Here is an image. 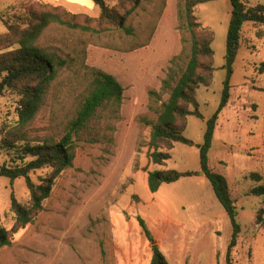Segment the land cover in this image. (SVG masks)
Instances as JSON below:
<instances>
[{
  "label": "rangeland",
  "instance_id": "rangeland-1",
  "mask_svg": "<svg viewBox=\"0 0 264 264\" xmlns=\"http://www.w3.org/2000/svg\"><path fill=\"white\" fill-rule=\"evenodd\" d=\"M37 1L0 0V11L13 3ZM42 1L76 13H100L92 0ZM182 1L142 0L128 22L133 34L122 30L92 34L57 24L46 29L43 44L77 56L74 70H80L84 62L113 74L125 87L124 100L119 118L104 122L102 142L79 141L73 167L58 179L35 223L19 231L13 245L0 250V264H151L152 242L139 217L170 264H227L233 225L211 181L201 174L199 146L222 98L231 0H213L197 8L200 22L215 32L218 69L213 83L198 90L205 117H189L185 135L191 144L176 143L166 165L154 164L148 157L151 127L146 119L154 118L161 104L150 91L161 92L167 99L169 94L162 87L173 60L181 55L177 62L184 66L188 59L189 33L182 29L178 12ZM5 29L0 20V34ZM135 46L141 47L132 49ZM87 81L84 72L78 76L71 70L62 72L32 128L38 133L57 130V121L73 108L75 96ZM231 83V97L219 116L209 153L210 166L227 177L239 211L241 232L232 251L233 264H264V224H256L264 195L253 193L264 185V38L256 36L251 23L244 27ZM17 101L11 91L0 96V122L6 117L12 122L17 119ZM4 163H10L6 152L0 153V166ZM156 169L194 174L152 192L148 171ZM43 173L38 170L32 178L38 182ZM13 191L20 201L28 200L24 178L12 183L0 177V224L7 228L15 221L8 213Z\"/></svg>",
  "mask_w": 264,
  "mask_h": 264
},
{
  "label": "trees",
  "instance_id": "trees-1",
  "mask_svg": "<svg viewBox=\"0 0 264 264\" xmlns=\"http://www.w3.org/2000/svg\"><path fill=\"white\" fill-rule=\"evenodd\" d=\"M92 1L100 8L97 16L76 13L62 5L42 0L30 4L25 2L20 6L13 3L0 11V20L6 28L0 34V96L9 91L18 96L15 108L17 119L12 122L6 117L0 122V153L6 152L10 157L9 164L0 166V177H7L12 183L24 178L29 191V198L25 202L20 201L14 191L11 194L8 213L13 215L15 221L11 228L0 224V250L13 245L16 234L35 223L45 210V204L58 179L74 165L79 141L87 139L94 143L102 142L106 138L104 122L119 118L125 87L113 74L84 62H81L80 70H74L79 64L77 56L70 53L63 55L41 42L44 32L53 24L92 34L108 30L134 33L128 22L141 6L142 0ZM110 1H115V4L111 5ZM210 1L213 0H183L179 5L180 25L189 33V53L184 66L177 62L181 55L173 60V66L162 87V91L169 94L167 99L163 98L161 92L150 91L151 97L161 103L156 109V116L146 119V124L151 127L148 157L154 164L166 165L172 158L171 151L176 143L191 144V140L185 135L191 115L205 117L200 108L198 90L213 83L218 68L215 65L216 51L213 47L215 32L200 22L197 8ZM231 4L222 98L215 113L207 121L204 143L200 147L202 170L211 181L233 225L227 264H233L232 251L241 232L239 211L227 177L210 166L209 153L219 116L231 97L234 66L242 46L245 25L251 23L256 36L264 38V0H231ZM145 45L146 43L142 46ZM139 47L141 46L132 49ZM185 50L186 47L183 52ZM67 70L73 71L77 76L84 72L88 81L75 96L73 108L57 121V130L38 133L32 128V124L45 106L53 82ZM38 170L45 173L36 182L32 173ZM193 174L190 170L177 169L148 171L149 189L157 192L164 183L176 182ZM253 193L264 195V185L255 187ZM139 221L152 242L151 264H170L159 244L154 241L146 221L142 217H139ZM256 224H264V206L258 211Z\"/></svg>",
  "mask_w": 264,
  "mask_h": 264
},
{
  "label": "water",
  "instance_id": "water-1",
  "mask_svg": "<svg viewBox=\"0 0 264 264\" xmlns=\"http://www.w3.org/2000/svg\"><path fill=\"white\" fill-rule=\"evenodd\" d=\"M199 147H201V145ZM201 174H205V172L202 170Z\"/></svg>",
  "mask_w": 264,
  "mask_h": 264
},
{
  "label": "crops",
  "instance_id": "crops-1",
  "mask_svg": "<svg viewBox=\"0 0 264 264\" xmlns=\"http://www.w3.org/2000/svg\"><path fill=\"white\" fill-rule=\"evenodd\" d=\"M91 1V0H90Z\"/></svg>",
  "mask_w": 264,
  "mask_h": 264
}]
</instances>
